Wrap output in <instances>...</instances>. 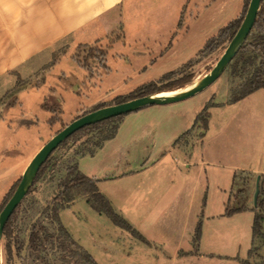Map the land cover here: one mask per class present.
I'll return each mask as SVG.
<instances>
[{
    "label": "crops",
    "instance_id": "0c3cea01",
    "mask_svg": "<svg viewBox=\"0 0 264 264\" xmlns=\"http://www.w3.org/2000/svg\"><path fill=\"white\" fill-rule=\"evenodd\" d=\"M178 2L0 0V93H7L12 74L26 72L35 62L50 58L54 46L65 39L72 46L104 43L120 28L122 37L112 43L109 53L118 42L126 44L129 41L132 23H159L163 17L173 14L175 8L171 11L172 4L181 6L177 24L180 25L185 10H190L191 5L197 7L198 2ZM198 21L185 23L181 32L172 33L173 28H167L169 30L164 34L155 33L153 37L159 39L162 36V41L154 39L158 43L155 50L143 49L145 59L141 75L148 80L175 70L191 59L205 41L230 20L212 23L215 27L212 33H209L210 28L201 33L199 43L192 47L187 36L191 24ZM175 33L178 34L175 36ZM31 91L37 90L22 92L16 100L19 102L9 107L12 109L17 103V107L24 111V93ZM227 99L228 88L227 97L213 104H220L224 109L231 105L238 109L239 114L217 127L210 151L207 149V132L200 126L194 128L192 113L177 107H165L172 102L146 106L123 115L113 137L104 140L93 153L77 157L75 163L79 171L96 180L98 190L109 200L114 211L144 238L143 241L134 237L89 206L95 218H99L96 221L110 232L111 242L108 240L107 244L121 251L118 255L121 264H242L248 259L252 246H257L258 243H254L257 239L252 237L254 212L249 205L243 203L247 210L230 216H225L224 210L227 203L234 206L231 201L234 184L239 179L237 170L248 175L243 187L249 191L251 177L264 172V169L255 170L227 162L226 155L234 159L235 154L229 155L230 148L237 152L251 148L250 123L255 115L252 106L257 100L264 99V88L234 103H227ZM246 104L249 108H242ZM34 109L37 111H25V117L21 119L23 123L18 122L20 129L25 131L23 137H17L11 127H6L7 133L0 145V202L31 160L26 163V159L19 166L14 158L29 156L33 141L38 133H42L31 128L39 125L40 121H29L32 116L44 118L48 114L40 106V96L35 97ZM25 119L29 122L24 125ZM231 123L235 132L229 129ZM25 134H34L33 141L25 138ZM193 139L196 142L192 143ZM209 166L217 168L219 174L226 170L231 177L210 185L206 170ZM79 199L86 202L78 196L68 207ZM198 221L201 223V235L194 251L192 238ZM96 233V228L90 229L89 246L71 231L69 234L100 264V250L93 246L99 242ZM119 237L123 238L127 249L115 245Z\"/></svg>",
    "mask_w": 264,
    "mask_h": 264
},
{
    "label": "rangeland",
    "instance_id": "374dc122",
    "mask_svg": "<svg viewBox=\"0 0 264 264\" xmlns=\"http://www.w3.org/2000/svg\"><path fill=\"white\" fill-rule=\"evenodd\" d=\"M176 1L178 4V0ZM192 1L194 3L197 1L198 6L194 7L191 5L189 6L190 10H185L184 16L180 19V25L177 24L182 11L181 6L172 4L171 8H169L171 11L175 8L173 9L175 10L172 12L173 14L168 18L163 17V20L159 23H132L133 36L128 35L129 41L126 44L118 42L113 49L109 50V53L108 49L112 46V43L122 37L120 28L115 30L104 43H94L89 46H72L65 39L54 46L50 58L35 62L31 69L26 72L20 71L12 74L10 76L11 81L7 85V94L3 96L0 105V145L5 132L7 133L6 127H11L17 137L24 136L25 131L20 129L18 122L23 123L21 119L25 117V111L36 110L34 105L35 97L37 96H40V106L48 114L44 118L41 115H37L39 119L33 116L29 118V121L36 122L37 120L41 122L39 125H32L31 128L41 130L42 133H38L34 141L32 138L34 134H25V138L33 141V150L29 156L18 155V157H13L19 166L26 159L27 163L51 136L74 118L93 110L100 104H113L115 97L118 95L134 94L138 86L144 85L149 81L156 82L154 86L156 91L167 89L161 92H179L194 85L201 77L209 73L229 41L222 44L214 43L212 49L200 51L204 43L191 59L173 70L176 72L169 79L162 81H159L162 75L148 80L141 75L142 63L145 59L142 52L147 48L154 50L157 48L158 43L154 42V39L157 38L153 37L155 33H163L170 28H173L172 33L175 31L181 32L185 28V23H195L201 17L196 24H191L190 32L187 36L191 39V46H197L202 36L201 33H205L209 28V33L214 30L215 27L212 23H227L233 18L240 17L247 8L249 0ZM162 12L161 14H163ZM129 33L131 34V32ZM177 34L175 33V36ZM215 34L213 33V35ZM157 40L162 41V36ZM103 50H107L105 59L102 53ZM245 78L246 75L232 76L226 66L222 73L205 88L165 107H177L188 114L192 113L193 118H195L204 106L209 103L207 128L203 129L201 122H197L194 128L196 129L197 126H200L202 131L207 132V149L210 151L212 149L213 134L216 132L217 127L226 122L228 118L239 114L238 109L231 105L224 109L220 108V104H213V102L223 101L227 97V88L229 92L230 89L236 88L243 82ZM29 90L37 91L24 93V111L23 108L17 107L18 105L16 104L19 101H16V107L12 109L6 104L14 96L18 99L22 92ZM3 94L1 92L0 96ZM51 108L54 111L48 110ZM242 108L248 109L249 105L246 104ZM252 110L255 115L250 123L253 136L251 148L245 149L247 151L245 153V150H238L239 152H237L235 149L230 148L232 151L229 155L235 154V157L230 159L226 155V161L250 169L263 170L264 99L257 100L252 106ZM29 121L25 119L24 125L28 124ZM111 125L113 123L79 131L63 140L51 152L48 156L46 167L38 179L29 186L27 193L14 209L8 224L9 236L2 235L0 239L1 264L81 263L79 259L80 248L68 240L64 233L58 229L54 220V208L58 204L55 196L63 190L61 183L66 176L67 168L75 164L80 154L93 150L102 138L109 133ZM229 127L232 132H235L236 129L232 123ZM194 142H196L195 139H193L192 143ZM25 152L27 153L28 150ZM216 169L212 166L206 167L210 185H213L215 181L220 183L229 176L226 170L223 174H219ZM21 173L19 176H21ZM236 173L239 179L233 187L234 193L232 192L231 205L247 203L252 209L257 176H259V188L262 186L264 189V172L251 177L249 191H246L243 187L246 186L248 175L238 170ZM239 185L240 187L238 188ZM66 193L70 195L71 190L66 191ZM81 197L86 199L85 195H81ZM93 213L94 211L87 202L79 199L70 207L61 209L59 218L66 230L69 233L71 231L75 237L80 238L86 246H89L88 233L90 229L96 228V234L98 235L96 238L99 242L93 243V246L100 250V258H102L100 264H121L119 262L120 259H118L121 251L116 250L117 247L114 248V246L107 244L108 240L111 242L110 232L107 227L96 221L99 218H95V213ZM35 223H40L44 227V231L50 236L44 237V231L41 230V240L36 248H32L29 244V235ZM262 227L264 228V220L262 221ZM116 242L117 244L115 245L127 249L126 244L123 245V238L119 237ZM254 243L258 244L251 248L248 257L249 263L264 264V243L258 239ZM7 246L10 249L9 252Z\"/></svg>",
    "mask_w": 264,
    "mask_h": 264
},
{
    "label": "trees",
    "instance_id": "16d2710c",
    "mask_svg": "<svg viewBox=\"0 0 264 264\" xmlns=\"http://www.w3.org/2000/svg\"><path fill=\"white\" fill-rule=\"evenodd\" d=\"M246 9L243 11V15L230 20L226 25L219 28L215 35L210 36L206 40L204 46L202 47L200 51L212 49V46L214 43L222 44V43L230 41V39L232 38L236 30L238 29L245 15ZM78 46H89V45L80 44ZM102 53L105 59L107 50H103ZM227 68L230 70V73L232 76L246 75V78L243 82H241L236 88L229 90L227 103L237 102L240 99L244 98L245 96L249 95L250 93L254 92L255 90L264 88V0H260V5H259V9L256 15L255 23L247 39L238 48L237 52L232 57L231 61L228 63ZM175 72L176 71H169L163 74L159 81H162L164 79H169ZM155 85H156V82L154 81H149L148 83L144 85H140L135 89L134 94L118 95L117 97H115V102L113 104L124 102L134 97L160 93L161 91L167 90V89H162V90L156 91L154 87ZM6 94L7 93H5V95ZM3 96H0V105L2 102ZM16 100L17 98L16 96H14L6 104L8 106H12L16 102ZM107 105H112V104H100L96 106L93 110H96L98 108H101ZM43 106L45 108V104ZM208 106H209V103L206 104L204 108L196 115V117L194 118L193 126H195L197 122H201L202 128L203 129L207 128V120L209 117V112L207 111ZM48 110L54 111L52 108ZM123 115L125 114L107 118L97 123L84 126L83 128L77 130L73 134L79 131H82L84 129H87V128H95L99 125H107V124L113 123V125H111V130H109V133H107V135H105L102 138V140L96 145V147L93 150L86 152V153L91 154L94 152V150L97 147H99L102 144L104 140L109 139L114 136L117 130L118 124L120 122V119ZM86 153H83V154H86ZM83 154H80L79 156ZM47 159L40 166L33 182L38 179L41 172L46 167L47 162H48ZM19 180H20V177L12 184V186L8 189V191L4 195L2 201L0 202V211L2 210L3 206L5 205L7 200L10 198L12 193L14 192ZM61 186L63 187V190L58 192L57 195L55 196L56 202L58 204H56L54 208V220L58 226V229L62 233H64V235L68 238V240H70L72 244H76L80 248L81 250L79 254V259L81 260L80 264H98V263L82 246H80L70 236L69 232L63 226L59 218V211L63 208L68 207V205L72 202L73 198L76 196L85 195L86 196L85 200L87 204L93 210H95L98 213H102L106 215L112 221L113 224H115L116 226L120 228L125 229L134 237H137L138 239H141L144 241V238L142 237V235L138 231H136V229H134L123 217H121L118 213L114 211L111 204L109 203V200L103 194H101L100 191L98 190L97 185H96V180L81 173L79 169L77 168L76 163L73 165H70L67 168L66 176L64 180L62 181ZM68 190H71L70 195H67L66 193V191ZM245 210H247V207L243 203L236 204L234 206H230L229 203H227L225 210H224V215L230 216L235 212H240V211H245ZM251 210L254 212L253 222H252V237L264 243V231L262 227V221L264 220V189L262 186H260L259 188L258 196ZM11 215L3 227L2 235L9 236L10 234L8 224H9ZM41 230L44 231V227L40 223H35L32 226V230L29 235V244L32 248H36L38 246V243L41 240V235H40ZM200 235H201V223L200 221H198L196 224L195 230H194L193 238H192L194 251H196L197 249V243L200 239ZM45 236H50V235H48L44 231V237ZM7 250L9 252L10 250L9 246H7ZM250 252H251V249H250ZM242 264H250V263H249V260L246 259L242 261Z\"/></svg>",
    "mask_w": 264,
    "mask_h": 264
},
{
    "label": "water",
    "instance_id": "95a60500",
    "mask_svg": "<svg viewBox=\"0 0 264 264\" xmlns=\"http://www.w3.org/2000/svg\"><path fill=\"white\" fill-rule=\"evenodd\" d=\"M260 0H249L245 15L228 42L223 53L216 61L215 65L211 68L209 73L201 77L194 85L191 87L181 90L179 92L168 94V95H143L131 98L124 102L117 104L107 105L96 110L89 111L85 114L78 116L73 119L71 122L66 124L63 128L58 130L53 136H51L33 155L31 160L26 165L23 170L20 180L10 196L2 210L0 211V239L2 237L3 227L13 213L14 209L20 203L22 198L28 191L29 186L33 183V180L42 165V163L48 158L51 152L66 138L72 135L77 130L83 128L84 126L97 123L99 121L111 118L114 116L128 114L130 112L139 110L146 106L150 105H162L179 100H183L196 92L202 90L212 81H214L225 69L228 63L231 61L232 57L237 52L238 48L245 42L247 39L256 19V15L259 9ZM259 176H257V181L255 185V194H254V204L259 193ZM1 264V260H0Z\"/></svg>",
    "mask_w": 264,
    "mask_h": 264
},
{
    "label": "bare ground",
    "instance_id": "6f19581e",
    "mask_svg": "<svg viewBox=\"0 0 264 264\" xmlns=\"http://www.w3.org/2000/svg\"><path fill=\"white\" fill-rule=\"evenodd\" d=\"M173 93H176L174 91H170V92H160V93H157V95H168V94H173Z\"/></svg>",
    "mask_w": 264,
    "mask_h": 264
}]
</instances>
